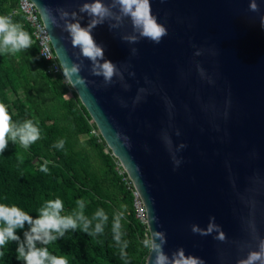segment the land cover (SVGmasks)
I'll list each match as a JSON object with an SVG mask.
<instances>
[{"label":"water","instance_id":"obj_1","mask_svg":"<svg viewBox=\"0 0 264 264\" xmlns=\"http://www.w3.org/2000/svg\"><path fill=\"white\" fill-rule=\"evenodd\" d=\"M30 1L69 85L139 195L149 237L163 232L167 254L183 247L205 264H237L257 250L264 239V0L259 12L249 0H150L168 32L159 44L135 33L129 18L117 27L106 20L92 36L118 70L109 84L92 74L61 17L68 12L76 22V13L87 27L90 17L79 11L86 0ZM210 223L224 241L216 231H191ZM153 259L149 250L146 264Z\"/></svg>","mask_w":264,"mask_h":264},{"label":"trees","instance_id":"obj_2","mask_svg":"<svg viewBox=\"0 0 264 264\" xmlns=\"http://www.w3.org/2000/svg\"><path fill=\"white\" fill-rule=\"evenodd\" d=\"M17 8L18 0H0V15L22 25L30 33L32 45L15 54L0 55V103L7 106L13 123L26 119L38 122L41 138L28 149L9 140L4 155H0V203L15 204L35 219L47 199L61 198L65 205L62 214L71 215L76 210L75 201L83 198L84 212L90 219L99 208L108 214L104 233L92 237L80 228L69 230L46 246L49 251L67 255L69 264H146L149 249L142 241L149 233L145 221L136 216L134 189L127 174L65 74L52 77L45 72L46 63L38 55L32 30ZM12 97L18 101L16 105ZM83 136L87 138L81 140ZM61 139L66 143L63 149H57L54 145ZM45 161L48 174L40 171ZM115 213H123L122 239L129 242L123 259L111 231ZM27 228L26 224L16 233L21 241ZM37 247L45 245L37 242ZM15 249V242H10L0 264H22L16 259Z\"/></svg>","mask_w":264,"mask_h":264},{"label":"clouds","instance_id":"obj_3","mask_svg":"<svg viewBox=\"0 0 264 264\" xmlns=\"http://www.w3.org/2000/svg\"><path fill=\"white\" fill-rule=\"evenodd\" d=\"M249 10L252 12L260 11L257 0H249ZM79 11L90 17L87 27H83L79 23L76 13H71V20L76 22H70L68 19L70 14L62 12L61 17L65 20V30L70 34L73 46L78 47L81 55L91 61L92 74L102 76L105 84L112 82L118 70L111 61L104 60V48L92 36V31L96 26L103 24L106 20H114L116 23L111 24L110 27H117L124 18H129L134 32L155 44H159L163 37L168 34L167 28L158 23L157 18L151 14L150 0H111L110 5L104 3V0H86ZM261 27L264 28V16L261 17ZM124 39L129 43H136L137 35L125 36ZM31 45L32 37L28 31L23 29L22 25L14 23L7 16L0 15V55L15 54L23 49H28ZM132 52L135 54L136 49H132ZM195 55H200V53L197 51ZM101 61L103 62L101 63ZM70 71L71 73H78L80 66L73 65ZM67 74L66 72L65 75ZM77 83L83 85L85 81L78 79ZM40 138L41 129L38 122L34 123L33 119H26L23 123L15 124L12 122L7 106L0 103V155L6 150L9 140L13 143L18 141L20 147L28 149ZM117 138H119V134H117ZM65 143L66 141L61 139L54 146L57 149H63ZM173 163L177 168L180 165V161L175 158H173ZM40 171L45 174L49 173L47 161L40 167ZM85 203L83 198L77 199L75 201L76 210L71 215H63L64 201L59 197L47 199L38 208V215L35 219L15 204L9 206L0 203V259L6 255L8 244L15 242L16 259L22 264H69L67 255H54L46 246L63 238L69 230L75 231L77 228L92 237L102 235L109 219L103 208L97 209L90 219L84 212ZM122 215L123 213L113 214L111 231L113 240L119 246L120 256L123 259L129 242L122 239ZM211 219L214 221V218ZM150 220L156 222L157 218L151 216ZM26 224L28 228L23 231L24 238L21 241L20 236L16 233L18 230H24ZM191 231L200 235H207L216 231L218 233L216 239L220 241L226 239L223 231L214 223L209 224L207 231L192 225ZM37 242L45 245V247H37ZM142 243L154 254L151 264H205V261L200 257L186 255L183 247L177 248L170 255L167 254L164 251L166 234L163 232H154L150 237L144 238ZM237 264H264V239L259 241L257 250L250 251L245 258L238 260Z\"/></svg>","mask_w":264,"mask_h":264},{"label":"built area","instance_id":"obj_4","mask_svg":"<svg viewBox=\"0 0 264 264\" xmlns=\"http://www.w3.org/2000/svg\"><path fill=\"white\" fill-rule=\"evenodd\" d=\"M36 9L30 0H18L16 12L23 15L25 22L32 30L33 41L38 46V55L46 63L45 72L52 77L62 76V68ZM133 195L136 216L145 221V210L141 200L135 191H133Z\"/></svg>","mask_w":264,"mask_h":264},{"label":"rangeland","instance_id":"obj_5","mask_svg":"<svg viewBox=\"0 0 264 264\" xmlns=\"http://www.w3.org/2000/svg\"><path fill=\"white\" fill-rule=\"evenodd\" d=\"M15 97H12V102L16 105L17 103H18V101L16 100V98L14 99ZM87 137L86 136H83L82 138H81V140H85Z\"/></svg>","mask_w":264,"mask_h":264},{"label":"bare ground","instance_id":"obj_6","mask_svg":"<svg viewBox=\"0 0 264 264\" xmlns=\"http://www.w3.org/2000/svg\"><path fill=\"white\" fill-rule=\"evenodd\" d=\"M58 59V58H57ZM60 63V62H59ZM61 66V65H60ZM63 71V70H62ZM64 73V72H63ZM66 77V76H65ZM66 80H67V78H66ZM68 81V80H67ZM9 153H10V151H9ZM4 155V154H3ZM6 157V156H5ZM4 173V172H3ZM129 179V178H128ZM131 182V181H130ZM132 184V183H131ZM133 186V185H132ZM133 189H134V187H133ZM135 191V190H134ZM138 195V194H137ZM65 196V195H64ZM139 196V195H138ZM145 223H146V215H145Z\"/></svg>","mask_w":264,"mask_h":264}]
</instances>
